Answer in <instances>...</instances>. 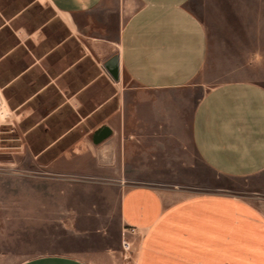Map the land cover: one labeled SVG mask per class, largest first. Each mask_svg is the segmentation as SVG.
<instances>
[{"label":"crops","instance_id":"crops-1","mask_svg":"<svg viewBox=\"0 0 264 264\" xmlns=\"http://www.w3.org/2000/svg\"><path fill=\"white\" fill-rule=\"evenodd\" d=\"M194 1L135 0V9L124 16L122 5L111 0H46L75 33L87 34L96 24L98 34L89 35L97 43L89 48L101 46L103 64L118 55L121 75L140 89L135 103L118 105L92 131L95 153L61 155L46 168L96 170L101 177H164L177 170L171 162L179 159L159 154L194 152L222 175L264 172V85L228 81L195 94L209 36ZM112 14L116 35L109 32ZM14 157L18 165L24 159ZM19 182L0 173V208L2 195ZM118 209L123 226L137 228L135 264H264V197L181 196L178 188L138 184L123 189ZM0 264L93 263L61 253L16 262L13 253L2 251Z\"/></svg>","mask_w":264,"mask_h":264},{"label":"rangeland","instance_id":"rangeland-1","mask_svg":"<svg viewBox=\"0 0 264 264\" xmlns=\"http://www.w3.org/2000/svg\"><path fill=\"white\" fill-rule=\"evenodd\" d=\"M111 2L122 5L124 16L136 7L135 0ZM194 8L209 36V55L195 94L228 81L264 85V0H195ZM109 21V32L116 35L117 15ZM95 25L87 34L75 33L46 0H0V83L14 110L11 123L0 126V166L13 165L0 173L20 181L2 195L0 252L13 253L16 262L61 253L93 264H135V234L124 232L118 209L121 193L130 185L178 188L181 196L264 197V172L222 175L194 152L159 154L179 159L171 162L177 170L164 177H101L96 170L46 168L61 155L95 153L92 131L101 119L137 100V85L122 75L115 82L101 63V46L90 49L97 43L89 35L98 34ZM16 155L24 157L19 165Z\"/></svg>","mask_w":264,"mask_h":264},{"label":"built area","instance_id":"built-area-1","mask_svg":"<svg viewBox=\"0 0 264 264\" xmlns=\"http://www.w3.org/2000/svg\"><path fill=\"white\" fill-rule=\"evenodd\" d=\"M4 86L0 83V126L11 123L14 118V110L9 106L8 100L4 92ZM124 232L129 234H136L137 228L134 226L127 225L124 227ZM124 246L126 249L130 248L131 244L129 241L124 239Z\"/></svg>","mask_w":264,"mask_h":264},{"label":"water","instance_id":"water-1","mask_svg":"<svg viewBox=\"0 0 264 264\" xmlns=\"http://www.w3.org/2000/svg\"><path fill=\"white\" fill-rule=\"evenodd\" d=\"M103 67L115 82H119L121 80L118 55H113L107 59L104 62Z\"/></svg>","mask_w":264,"mask_h":264}]
</instances>
